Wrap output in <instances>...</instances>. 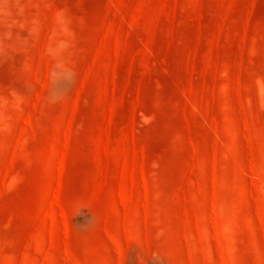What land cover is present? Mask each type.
I'll return each mask as SVG.
<instances>
[{"label":"rangeland","instance_id":"374dc122","mask_svg":"<svg viewBox=\"0 0 264 264\" xmlns=\"http://www.w3.org/2000/svg\"><path fill=\"white\" fill-rule=\"evenodd\" d=\"M0 264H264V0H0Z\"/></svg>","mask_w":264,"mask_h":264}]
</instances>
